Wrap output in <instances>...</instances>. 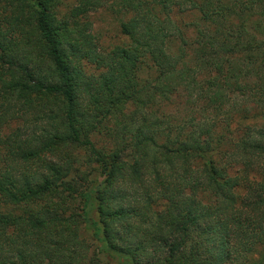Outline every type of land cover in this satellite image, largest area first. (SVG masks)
<instances>
[{
	"label": "trees",
	"instance_id": "1",
	"mask_svg": "<svg viewBox=\"0 0 264 264\" xmlns=\"http://www.w3.org/2000/svg\"><path fill=\"white\" fill-rule=\"evenodd\" d=\"M102 7L127 43L100 49ZM179 87L184 113L161 110ZM0 264H264V16L0 0Z\"/></svg>",
	"mask_w": 264,
	"mask_h": 264
},
{
	"label": "rangeland",
	"instance_id": "2",
	"mask_svg": "<svg viewBox=\"0 0 264 264\" xmlns=\"http://www.w3.org/2000/svg\"><path fill=\"white\" fill-rule=\"evenodd\" d=\"M247 4L250 9L258 16H264V0H241ZM127 15L112 11L110 8L102 7L93 10L89 13L87 19L91 22V31L96 39V42L100 49L107 50L116 45H123L127 43V38L120 31L121 18H125ZM171 17L178 24L181 31L184 32L186 40L188 42L193 38V23L197 19V13L195 12H180L173 11ZM191 44L186 46L187 50L190 51ZM189 60V59H187ZM189 62V61H187ZM192 61L189 62L191 64ZM259 92H253L248 101L251 106L252 113L256 112V101L258 100ZM185 92L183 87H179L178 92L173 96L161 102L160 109L166 112H182L186 110L185 105ZM98 138L94 137L96 140ZM101 141V140H100Z\"/></svg>",
	"mask_w": 264,
	"mask_h": 264
}]
</instances>
